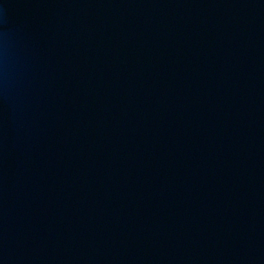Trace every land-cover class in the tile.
<instances>
[{"label":"water","instance_id":"obj_1","mask_svg":"<svg viewBox=\"0 0 264 264\" xmlns=\"http://www.w3.org/2000/svg\"><path fill=\"white\" fill-rule=\"evenodd\" d=\"M0 264H264V0H0Z\"/></svg>","mask_w":264,"mask_h":264}]
</instances>
